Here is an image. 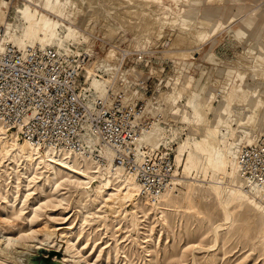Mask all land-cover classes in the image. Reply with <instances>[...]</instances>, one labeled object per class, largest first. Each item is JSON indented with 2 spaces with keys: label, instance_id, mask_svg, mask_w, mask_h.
I'll return each instance as SVG.
<instances>
[{
  "label": "rangeland",
  "instance_id": "1",
  "mask_svg": "<svg viewBox=\"0 0 264 264\" xmlns=\"http://www.w3.org/2000/svg\"><path fill=\"white\" fill-rule=\"evenodd\" d=\"M4 1L12 2L8 22L17 30L18 11L25 8L26 1ZM159 1L171 17L192 23L190 28L201 29V21L213 18L203 34L205 40L199 44L200 50L194 55V66L183 67L180 73L175 61L163 60L171 42L168 33L162 38L153 35L151 44H143L141 37L135 39L129 32H123L129 39L118 49L101 37L95 39L93 51L99 46L104 54L100 57L92 54L90 68L110 50L117 54L133 45L126 51L138 49L156 56L147 73L135 68L123 70L130 82L137 83L146 77L155 79L149 95L140 93L148 98H156L159 91L172 92L167 84L179 77L197 80L196 88L208 81L210 91L214 92L225 86L227 122L237 131L233 140L229 132H224L222 140L228 149L237 143L240 153L243 145H253L264 137L261 125L256 127L250 118L252 105L260 106L264 101V0ZM62 6L66 7L65 1ZM131 21L125 22L129 26L137 24L136 18ZM171 30L177 32L178 27ZM63 37L60 34L58 42L62 43ZM70 42L74 41L65 36L64 45ZM106 44L111 46L107 49ZM82 47L86 49L85 45ZM252 51L263 58L259 67L255 58L248 56ZM245 71L249 72L247 78L240 74ZM216 83L218 86L213 88ZM237 89L248 92L243 105L234 103ZM223 101L218 97L215 106L219 107ZM188 103L187 96H175L174 112L162 104L159 106L163 111L156 116L179 118L191 110ZM146 113L152 117L153 125L156 117ZM163 128L168 144L161 147L173 151L177 175L173 191L162 202L155 201L165 210L164 214L151 207L150 200L139 199L137 206L129 204L126 212L119 211L111 217L103 197L95 202L92 196V202L81 185L83 181L75 175L55 167L51 176L43 166L34 168L23 160L17 163L0 153V247L15 254L8 264H28V259L37 264H66L72 257L75 258L72 264H264V201L245 197L237 179L229 178L228 183L219 180V185H212L214 173L209 161L196 151L195 144L201 139L194 134L200 131L190 119H174ZM231 160L230 172L237 165V160L236 163L233 157ZM8 239L16 243L9 244ZM0 264L5 263L0 259Z\"/></svg>",
  "mask_w": 264,
  "mask_h": 264
},
{
  "label": "bare ground",
  "instance_id": "2",
  "mask_svg": "<svg viewBox=\"0 0 264 264\" xmlns=\"http://www.w3.org/2000/svg\"><path fill=\"white\" fill-rule=\"evenodd\" d=\"M24 1H26L25 8L18 11L19 24L17 30H15L13 25L8 22L12 2L0 0V28L5 31L6 41L15 45L20 50L30 47L45 49L48 44L55 43L54 46L49 47L65 48L70 44L78 47L85 45L86 50L92 52L95 46L93 42L98 37H101L103 41L113 43L116 45V49H118L117 47L125 45L129 39L125 38L123 32H129L135 39L141 37L143 44L147 42L151 44L153 35L157 38H162L163 35L168 33L171 37V42L168 49L164 51L163 60L169 59L175 61V67L180 73L183 67L195 65L194 55L200 50L199 44L205 40L203 34L208 30L210 23L213 21V18L209 17L210 20L208 22L205 20L200 22L201 29L190 28L192 23L183 22L178 17H171L165 12V7L161 5L159 0ZM63 1H65L66 7L62 6ZM197 2L200 1L198 0ZM132 18L137 19V24L135 26L127 25L125 21L127 20L130 23L132 22ZM172 27H178V31H172ZM60 34H64V37L71 38L74 42L65 43L64 45V37L62 38V43L58 42L57 38ZM130 46L127 45L124 49H132L133 45ZM139 46L141 47V44ZM117 55L119 53L116 54L115 51L110 50L104 58L96 61L92 68H90L91 65L86 67V83L98 89L109 84L117 87L119 89L117 91L123 94L125 99H141L144 101L145 113H152L156 119L151 129L139 135L136 148L148 147L156 150L161 146H166L168 142L163 125L168 124L174 119L184 120L188 118L198 128V131L201 132H195L194 134L195 138L201 139L199 144H195L197 145L196 151L209 161V166L214 173L212 185H219V180L223 181V183H228L229 178H233L235 181L237 179L241 183V187H243L245 197H251L259 202L264 201V190L248 187L247 182L239 173L238 161L237 165L232 167V172H230L231 159L233 157L236 163L239 150L237 149V143H235L233 149H228L222 140L224 132H229L233 140L237 131L231 126V123L227 122L228 111L225 109L227 108L225 102L227 101L228 92L225 86L218 87L219 91L214 92L210 91L211 87L208 81L206 84L198 85L196 88L195 82L197 80L191 79L192 81H190L189 78L184 79L183 77H179L176 80L171 79L167 84V88L173 93L159 91V95L156 98H148L143 94L137 93L135 89L136 81L130 82L124 73L122 80H120L124 84L118 85L117 80L120 78L121 71L114 66L121 64V57H117ZM248 56L255 58V65L257 67L263 63V58L261 56L257 57L255 51L249 53ZM211 58L218 61L214 56H211ZM100 65L105 69L104 74L100 77L101 80L97 78V68H100ZM152 72L158 75V72L154 70ZM133 74L137 76L135 72ZM240 74H243L246 78L249 76V72L247 71ZM217 86L218 83L213 88ZM235 91L238 93V96L234 100V103L243 105L248 92H242L238 89ZM175 96L178 98L187 96L189 98L187 108L191 110L185 112L179 118L172 117L171 119L164 115L163 118L158 119L156 113H160V111L162 113L163 111L159 105L164 104L170 111L174 112ZM220 96L224 101L220 103L219 107H216V99ZM254 99L256 101L257 96L254 95ZM250 110L252 111V115L250 116L251 121L256 124V127L261 125V134L264 135V101L260 106L252 105ZM247 112H250L249 109ZM250 144L248 146H252V143ZM0 153L5 154V156L8 155L12 161L17 163L19 160H23L34 168H41L43 166L42 169H47L48 174L51 176L55 167L75 175L83 181L81 185L90 194L89 198L93 196L96 202L99 197H103V203L107 207V213L111 217H115L119 211L126 212L129 204L134 207L137 206L139 199L144 201L150 200V206L158 208L164 214L165 210L160 208L159 204H156L155 201L162 202L173 191L177 178L174 172L172 188L161 197L157 199H144L140 196L138 184L133 179L125 176L121 169L115 167L113 163L114 157L111 153L107 152L105 155L106 161L100 164L95 162L91 157L77 155L72 152H57L50 148L41 150L28 141L22 140L18 133L8 132L1 123ZM238 187L240 188V185ZM222 191V189L219 190L220 196ZM108 192H113V194L105 197L104 194ZM174 211L178 212L176 208ZM8 242L9 244L16 243L12 239H8ZM67 244H69V241ZM44 246V244L41 245V248ZM13 255H15L14 252H9L8 248L4 249L0 247V259L5 264H8L12 260ZM68 259L66 264H72L75 260L74 257Z\"/></svg>",
  "mask_w": 264,
  "mask_h": 264
},
{
  "label": "built area",
  "instance_id": "3",
  "mask_svg": "<svg viewBox=\"0 0 264 264\" xmlns=\"http://www.w3.org/2000/svg\"><path fill=\"white\" fill-rule=\"evenodd\" d=\"M95 48L91 52L70 44L20 50L6 41L0 28V123L41 150L72 152L100 164L111 153L115 167L138 184L140 196L157 199L173 186V151L136 148L139 135L153 122L144 101L125 99L109 84L99 89L87 85L85 68L93 63L91 55L104 54V49ZM118 53L122 61L114 67L121 71L119 80L123 70L147 73L156 59L138 49ZM104 70L102 65L97 68L99 80ZM153 80L139 79L137 93L149 95ZM237 161L248 187L264 190V137L252 146L243 145Z\"/></svg>",
  "mask_w": 264,
  "mask_h": 264
},
{
  "label": "water",
  "instance_id": "4",
  "mask_svg": "<svg viewBox=\"0 0 264 264\" xmlns=\"http://www.w3.org/2000/svg\"><path fill=\"white\" fill-rule=\"evenodd\" d=\"M32 260L30 261V259H28V264H37V263L34 262V259H32Z\"/></svg>",
  "mask_w": 264,
  "mask_h": 264
}]
</instances>
